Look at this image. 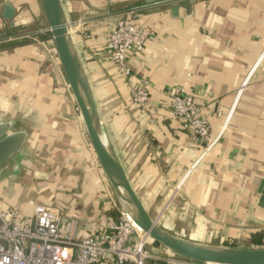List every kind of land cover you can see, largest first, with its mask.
<instances>
[{
    "label": "crops",
    "instance_id": "0c3cea01",
    "mask_svg": "<svg viewBox=\"0 0 264 264\" xmlns=\"http://www.w3.org/2000/svg\"><path fill=\"white\" fill-rule=\"evenodd\" d=\"M5 2L15 8V29L25 32H13L8 26L2 17ZM60 2L70 23L95 21L96 26L84 34L70 27L72 38L104 131L150 216L183 239L264 247V0ZM128 9L138 10V20L151 33L143 59L129 62L130 77L118 73L103 53L117 14ZM42 19L39 0H0V33H7L0 37V119L13 118L17 129L30 128V153L38 155L40 166L21 178L29 189L25 185L22 194L29 213L35 204L52 206L62 199L60 188L44 177L39 186L47 196L38 203L31 180L47 169L59 174L57 160L45 155L55 153L54 142L62 133L58 129L70 111L58 99L48 74L50 39L45 44L37 34L38 38H21L14 45L18 40L6 39L28 33ZM141 80L147 82L150 96L145 107L130 101ZM177 88L192 91L205 104L211 127L205 141H191L171 117L169 94ZM74 128L75 157L68 167L80 181L66 202L69 211H63L76 220L79 235L84 236L107 230L117 213L99 192L93 158ZM147 249L167 254L154 243Z\"/></svg>",
    "mask_w": 264,
    "mask_h": 264
},
{
    "label": "built area",
    "instance_id": "2783aa9c",
    "mask_svg": "<svg viewBox=\"0 0 264 264\" xmlns=\"http://www.w3.org/2000/svg\"><path fill=\"white\" fill-rule=\"evenodd\" d=\"M138 15L136 9L117 14L104 40V55L114 63L117 72L126 77L131 75L130 60L143 59L151 35ZM69 24L82 33L96 26L92 19ZM39 30L6 40L45 32V29ZM169 96L168 109L180 129L194 143L205 141L211 130L205 104L199 102L192 91L182 88L171 91ZM149 100L147 82L141 80V85L132 89L130 101L145 107ZM96 166L100 169L98 163ZM105 198L117 213V220L107 230L99 229L84 236L79 235L76 220L67 218L62 209L35 204L30 215L23 216L0 200V264H147L149 260L165 264H205L179 258L168 251L165 256L152 253L147 249V245L153 243L151 239L135 227L110 193H105Z\"/></svg>",
    "mask_w": 264,
    "mask_h": 264
},
{
    "label": "water",
    "instance_id": "95a60500",
    "mask_svg": "<svg viewBox=\"0 0 264 264\" xmlns=\"http://www.w3.org/2000/svg\"><path fill=\"white\" fill-rule=\"evenodd\" d=\"M39 6L43 14L40 26H47L49 29L50 42L54 46L61 71L80 113L96 160L119 207L135 227L159 248L179 258L205 264H264V247L240 248L183 239L165 230L150 216L133 189L104 131L87 74L60 0H39ZM15 16L14 6L5 2L2 17L8 22L9 27L14 28L13 32H25L26 29H15ZM6 35V32L0 33V37ZM22 41L18 40L11 44ZM5 46L9 44L5 43ZM15 124L16 119H0V200L15 208L21 215L28 216L29 207L18 189L23 174L33 171L35 166L32 168V164L39 165V160L38 155L30 153L32 151L30 128L27 126L17 129Z\"/></svg>",
    "mask_w": 264,
    "mask_h": 264
},
{
    "label": "rangeland",
    "instance_id": "374dc122",
    "mask_svg": "<svg viewBox=\"0 0 264 264\" xmlns=\"http://www.w3.org/2000/svg\"><path fill=\"white\" fill-rule=\"evenodd\" d=\"M32 26H33L32 28H29V32H33L34 30L40 31L39 29H41V30L45 29V32H43L39 35L43 36L45 34L50 33L47 26L41 27L39 23H34ZM37 38H38V35H37ZM41 42L46 44V40H41ZM49 46H47V47H49ZM51 47H52V49L50 47L48 49L50 51L46 50V55L48 58L47 63H48V68H49L48 74L54 80L53 88L55 89V93L59 97L58 99H60L61 103L65 107L68 108V110L70 111V114L66 118L65 124L61 126V129H58L59 133H61V132L62 133L58 136V138L54 142L57 145L55 153L54 154L50 153L48 155H45V157L49 156V157L54 158V160H57V163L60 166V168L58 170L59 174L53 175V173H50L49 169H47V170L43 171V174L39 173L36 176L37 178H33L31 180V185H35L36 194L34 196H35V198H37L41 201V202L38 201V203H44V201L46 200L45 198L47 196L46 195L47 193L44 192L43 190H41V187L39 185L40 184L44 185L43 181H46L44 179L47 178V182L53 183L52 184L53 187L60 188V192L62 194V199H59L57 201H53L52 206L57 208V209L63 210V208H64L65 210L69 211L68 205L66 202H67V200L70 199L69 197H71V194H73L75 192V190L78 188L79 181H80V178L77 177L78 174H76L73 171V168L70 169V167H68L71 158L75 157L74 153L72 152V146H71V143L73 142V138H75V135L73 133V127H75L77 130H75L76 132L75 131L74 132L76 133V136H80L85 152L87 151L88 155L92 156V157H90V156L89 157L91 159L93 158L92 169L95 171L96 174L99 175V177H98L99 178V185H100L99 192L101 191V194H105L107 192L110 193L113 196L114 200L116 201V199L112 193V190L109 186V183H108L106 177L104 176L101 168L99 169L96 166L97 160H96L95 154L91 148V145L89 143L88 137L86 135V130H85L84 124L82 122V119H80L81 118L80 113H79V111L75 105V102H74V99L70 93L69 87H68V85L64 79V75L61 71V68H60V65L58 62V58H57L56 53H55L54 46L52 44H51ZM67 145H68V147H70L71 150L66 148ZM85 152H84V155H87V153L85 154ZM31 167L32 168L34 167L33 171H35L40 166L38 164H35V165L32 164ZM74 176H76L77 178ZM25 185L27 188V183L22 184V182H21L19 189H18V191L22 197H23L22 194L24 193V190H25ZM28 191H29V189H28ZM65 192H67V193L69 192V196H65L66 195ZM116 203L118 204L117 201H116ZM118 206H119V204H118Z\"/></svg>",
    "mask_w": 264,
    "mask_h": 264
},
{
    "label": "trees",
    "instance_id": "16d2710c",
    "mask_svg": "<svg viewBox=\"0 0 264 264\" xmlns=\"http://www.w3.org/2000/svg\"><path fill=\"white\" fill-rule=\"evenodd\" d=\"M40 39H41V40H49V39H51V35H50V33L45 34V35H43V36H40Z\"/></svg>",
    "mask_w": 264,
    "mask_h": 264
},
{
    "label": "bare ground",
    "instance_id": "6f19581e",
    "mask_svg": "<svg viewBox=\"0 0 264 264\" xmlns=\"http://www.w3.org/2000/svg\"><path fill=\"white\" fill-rule=\"evenodd\" d=\"M81 119V118H80ZM146 236V235H145Z\"/></svg>",
    "mask_w": 264,
    "mask_h": 264
}]
</instances>
